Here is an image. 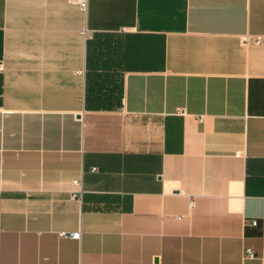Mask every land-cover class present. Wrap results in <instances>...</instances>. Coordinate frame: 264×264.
Returning <instances> with one entry per match:
<instances>
[{"label":"crops","instance_id":"obj_1","mask_svg":"<svg viewBox=\"0 0 264 264\" xmlns=\"http://www.w3.org/2000/svg\"><path fill=\"white\" fill-rule=\"evenodd\" d=\"M0 264H264V0H0Z\"/></svg>","mask_w":264,"mask_h":264},{"label":"built area","instance_id":"obj_2","mask_svg":"<svg viewBox=\"0 0 264 264\" xmlns=\"http://www.w3.org/2000/svg\"><path fill=\"white\" fill-rule=\"evenodd\" d=\"M76 1H77L78 5L80 6V8L83 11H85L87 9V0H76ZM259 38L260 37H256V41H258ZM76 183H78V181ZM81 192H82V190H80V191H74V192H72V196L73 197H78L81 194ZM256 222H257L256 220H252L251 223L255 225ZM59 234L60 235H68V236L73 237V238H79V236H80V232H70V233H66L64 231H61ZM247 251H249L248 252V256H253V253L250 252V250H247Z\"/></svg>","mask_w":264,"mask_h":264}]
</instances>
